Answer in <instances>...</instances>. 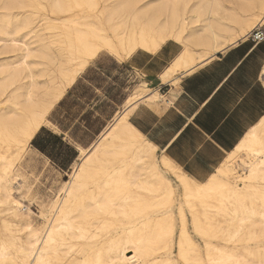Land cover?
Listing matches in <instances>:
<instances>
[{"label": "bare ground", "instance_id": "obj_1", "mask_svg": "<svg viewBox=\"0 0 264 264\" xmlns=\"http://www.w3.org/2000/svg\"><path fill=\"white\" fill-rule=\"evenodd\" d=\"M256 24L264 0H0V264H264V116L199 181L167 157L157 163L128 120L134 92L79 148L41 225L11 192L14 158L90 59L173 41L181 50L160 78L174 84L171 71L186 73ZM159 97L150 91L147 103Z\"/></svg>", "mask_w": 264, "mask_h": 264}, {"label": "crops", "instance_id": "obj_2", "mask_svg": "<svg viewBox=\"0 0 264 264\" xmlns=\"http://www.w3.org/2000/svg\"><path fill=\"white\" fill-rule=\"evenodd\" d=\"M209 56L178 73L174 84L152 79L151 88L165 101L147 103L149 93L140 96L129 116L159 157L199 181L264 116V41L240 38ZM128 66L136 76L144 68L135 59Z\"/></svg>", "mask_w": 264, "mask_h": 264}, {"label": "rangeland", "instance_id": "obj_3", "mask_svg": "<svg viewBox=\"0 0 264 264\" xmlns=\"http://www.w3.org/2000/svg\"><path fill=\"white\" fill-rule=\"evenodd\" d=\"M180 50V45L168 41L156 53L137 50L132 56L121 61L104 53L89 60L75 82L65 89L61 98L49 110L47 114L49 123L44 124L35 133L13 160L12 167L17 181H12V195L33 212L35 225H41L43 219L40 214L47 213L50 202L59 194L63 182L69 179L73 165L79 161V148H86L97 139L100 131L121 110L127 97L134 92H142L140 94L142 96L154 91L150 81L155 77L163 81L160 73L171 65ZM212 53L210 52L209 55ZM132 59L143 62L144 68L137 76L130 73L128 64H131ZM182 71V69L171 71L168 79H172ZM97 84L100 85L102 94L96 90ZM161 99L162 102L165 101L162 97L157 100ZM34 138L42 150L32 144ZM155 155L158 163L160 157L156 153ZM226 156L227 154L222 161ZM165 176L176 188L174 199L175 203H179L181 192L174 177L168 172ZM5 217L3 212L0 213V229L2 218ZM174 218L177 228L176 212ZM188 219H190L189 215ZM188 231L202 247L200 237L196 236L190 225ZM17 234L23 235L21 231ZM259 242L257 243L260 246H264V240ZM218 243L221 244L222 241ZM256 245L255 241L248 243L252 248ZM200 249L203 253L202 248ZM173 251L175 253V249Z\"/></svg>", "mask_w": 264, "mask_h": 264}, {"label": "built area", "instance_id": "obj_4", "mask_svg": "<svg viewBox=\"0 0 264 264\" xmlns=\"http://www.w3.org/2000/svg\"><path fill=\"white\" fill-rule=\"evenodd\" d=\"M253 44L260 43L264 41V26L261 24H256L247 34L246 37Z\"/></svg>", "mask_w": 264, "mask_h": 264}, {"label": "snow or ice", "instance_id": "obj_5", "mask_svg": "<svg viewBox=\"0 0 264 264\" xmlns=\"http://www.w3.org/2000/svg\"><path fill=\"white\" fill-rule=\"evenodd\" d=\"M245 63H247V61H245ZM242 67H243V64L240 65V68H242ZM240 68H237V71H239ZM261 80H264V75L261 76ZM257 86L259 87V83L257 84ZM96 90L98 92H101V89H100V85L99 84L96 85ZM101 94H102V92H101Z\"/></svg>", "mask_w": 264, "mask_h": 264}, {"label": "trees", "instance_id": "obj_6", "mask_svg": "<svg viewBox=\"0 0 264 264\" xmlns=\"http://www.w3.org/2000/svg\"><path fill=\"white\" fill-rule=\"evenodd\" d=\"M35 139H36V138H34V140L32 141V144H33L36 148L42 150L40 144H39L38 141H36Z\"/></svg>", "mask_w": 264, "mask_h": 264}]
</instances>
